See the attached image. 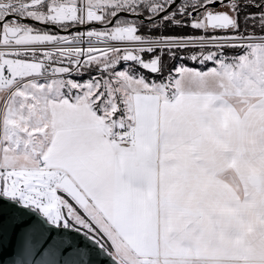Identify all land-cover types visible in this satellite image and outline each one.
Instances as JSON below:
<instances>
[{
	"label": "snow or ice",
	"instance_id": "obj_1",
	"mask_svg": "<svg viewBox=\"0 0 264 264\" xmlns=\"http://www.w3.org/2000/svg\"><path fill=\"white\" fill-rule=\"evenodd\" d=\"M17 230L38 264H264V0H0Z\"/></svg>",
	"mask_w": 264,
	"mask_h": 264
},
{
	"label": "water",
	"instance_id": "obj_2",
	"mask_svg": "<svg viewBox=\"0 0 264 264\" xmlns=\"http://www.w3.org/2000/svg\"><path fill=\"white\" fill-rule=\"evenodd\" d=\"M49 259L43 249H34L26 254L22 239L17 232H13L6 242L0 244V264H38L42 260ZM103 261V258H101Z\"/></svg>",
	"mask_w": 264,
	"mask_h": 264
}]
</instances>
